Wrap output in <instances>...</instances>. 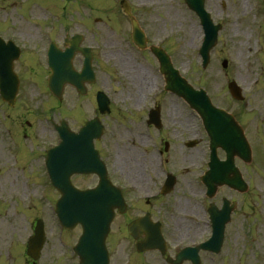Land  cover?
I'll return each instance as SVG.
<instances>
[{
    "label": "rangeland",
    "instance_id": "rangeland-1",
    "mask_svg": "<svg viewBox=\"0 0 264 264\" xmlns=\"http://www.w3.org/2000/svg\"><path fill=\"white\" fill-rule=\"evenodd\" d=\"M120 1L0 0V36L22 48V57L14 65L21 81L18 106L15 112L0 106V261L11 257L8 254L12 253L13 247L20 250L19 246L26 240V228L32 221L30 217L45 218V223L54 221L49 220L46 209H53L59 195L46 182L43 157L39 152L52 136L53 129L48 120L58 123L63 115V110H48L50 104L55 106L56 103L49 102L48 93L40 87L47 76L42 54L48 36L61 47L65 34H82L84 44L96 49L93 67L97 86L114 96L116 103L118 94L125 93L123 89H134L133 70L143 79V84L150 82V74L156 76L157 63L153 56L147 51L131 48L128 43L129 27L119 9ZM125 1L134 7V13L143 21L142 28L149 44L168 50L173 66L191 86L203 88L214 105L238 110L241 120H264L262 0H205V9L215 23H221L222 29L210 53V62L203 70L198 56L202 29L184 0ZM254 54L255 87L252 83ZM124 58L130 64H125V70L122 69ZM223 60L227 62L226 69L221 66ZM78 62L76 58L75 67ZM230 80L239 85L243 102L237 103L229 95L226 85ZM163 115L176 117L190 113L180 99L165 96ZM27 121L33 124L29 130ZM124 125L130 124L122 119L109 121L106 137L115 140L117 157L114 161L118 162V155L122 153L131 164V159L140 155L137 152L140 147L134 144L135 140L130 141ZM259 161L249 169H243L250 188L239 199L220 253L203 255V264H264V156ZM227 195L221 192V196ZM206 235H197L196 240ZM51 243L48 246L51 247ZM13 256L18 257V264H23L21 255Z\"/></svg>",
    "mask_w": 264,
    "mask_h": 264
},
{
    "label": "flooded vegetation",
    "instance_id": "flooded-vegetation-1",
    "mask_svg": "<svg viewBox=\"0 0 264 264\" xmlns=\"http://www.w3.org/2000/svg\"><path fill=\"white\" fill-rule=\"evenodd\" d=\"M132 14L134 16L131 9V17ZM131 17L126 16L128 20ZM139 21L142 25L143 21ZM64 40L63 50L67 47ZM76 57L79 58L78 63L81 66L83 57ZM94 57L92 51L93 60ZM125 64L130 65L127 58H124L123 65ZM124 67L126 65L123 70ZM253 75L252 83L255 87V55ZM139 77L133 70L132 78L136 81L134 89H123L125 93L118 94L117 103L114 96L106 93L109 100L107 114L101 115L99 111L97 95L101 89L96 83L86 84L83 94L66 86L60 104L63 110L61 127L70 129L72 134H77L88 120L93 119L103 129L100 138L88 143L99 153L106 165L111 161L107 166L108 178L111 184L119 189L122 197L121 205L114 208L104 242L108 264H170L167 262L168 258L175 259L183 248L196 245L197 235L210 232L208 207L211 202L206 197L201 182V175L207 170L211 154L210 137L199 116L192 111L188 110L190 115L187 116L163 115V98L169 93L160 89L159 83L156 82V79L159 82L157 75L150 74V82L147 84H143V79ZM227 111L237 123L228 128L235 134L239 130L242 131L253 153L251 165L255 164V153L264 147V120L244 121L240 119L238 110ZM118 118L130 124L123 126L124 131L131 138L130 141L135 140L134 144L140 147L137 151L140 155L131 159V164L127 163L122 153L118 155V162L114 161L117 157L115 140L106 137L109 121H118ZM69 134L68 131L61 134L53 132L45 148L44 159L47 158L48 151L60 143V136ZM78 143L79 141H76V144ZM73 144L74 141L65 142L66 146ZM215 154L219 161L226 159V152L219 147ZM234 165L243 177V162L234 159ZM167 180L172 182V186L164 191ZM70 182L82 189L94 188L99 179L95 175H72ZM77 182H80V185ZM222 191L228 194L227 199L221 196ZM242 196L243 194L226 187L220 188L215 196L216 206L221 208L224 200H228L227 206L232 209L233 215ZM47 215L50 220V213L47 212ZM35 219L33 217L26 228V243L34 234ZM43 219L44 246L36 258L28 257L26 248L23 252V248L19 250L13 247L12 253L8 254V257H11L5 261L1 260V264H18V257L13 255H21L23 264L80 263V256L73 252V248L80 239L82 228L79 225L71 230L59 228L57 239V233H54L56 236L53 234L57 221L45 223V218ZM159 235L166 243L164 255L157 248H146V245L160 244ZM49 243L52 244L51 247L48 246ZM203 254L205 253H199L200 264L204 263ZM181 264L194 263L192 260H184Z\"/></svg>",
    "mask_w": 264,
    "mask_h": 264
},
{
    "label": "water",
    "instance_id": "water-1",
    "mask_svg": "<svg viewBox=\"0 0 264 264\" xmlns=\"http://www.w3.org/2000/svg\"><path fill=\"white\" fill-rule=\"evenodd\" d=\"M185 1L187 6L197 13L204 28L205 38L199 52L203 60L202 66L205 67L209 61V50L215 45L216 42V32L218 27H214L212 25L209 15L204 12L203 0ZM133 41L138 47L144 46L143 33L138 28H136V26L134 27ZM76 43H78V40L70 42V49L68 53L61 54L60 52L53 49L50 54L49 65L51 67L52 75L48 80V84L52 93L58 98H60L62 87L66 83L75 86L79 91L81 83L83 82L82 79L85 77V75L88 74L90 77H92L90 70H88V61L86 69H84L81 74L76 73L71 68L70 61L72 54L76 50H79L76 48ZM151 51L156 55L161 64V71L165 75L167 88L184 98V100L187 101L190 106L194 107L204 118V121L207 125L213 120L214 122H219V120L221 121V119L225 117L224 113L212 108L208 98L205 96V93L202 90L194 91L193 88L188 85L183 78L178 76L177 72L171 68L169 59L165 55L164 51L156 48H151ZM17 57L18 51L14 45L10 42L5 43L0 39V93L10 104L13 103L18 88L17 77L13 72V62L17 59ZM89 58L90 57L88 56V59ZM225 66L226 63L223 62V67ZM233 85L234 84H231L229 89L233 96L238 99V91L235 87H233ZM220 138L224 139L225 137L224 135H220ZM228 141L229 140L226 139L222 142ZM71 155L75 157L77 155L79 156L77 152H74ZM248 156L249 153L245 151V153H243L245 160H248ZM52 168L55 169V167ZM93 170L95 169L90 170L86 168H80L76 163L74 165V169H71L68 174L76 172L89 173ZM53 172L55 171L53 170ZM204 180H211L213 183L218 182V184L226 182L224 180V176H217L215 178L212 177L211 174H209L207 178L205 177ZM53 185L60 191L62 195L61 199L56 204V212L58 213L61 222L68 228L71 227L74 222L79 220L85 222L87 226H83L84 234L80 243H86V248L92 252H96L98 247H100L99 250L101 251V242L108 230V224L111 217V206L113 203V201L110 200L109 192H103L104 188H108V185L102 183L100 190L96 189L85 192L78 191L70 185H60L58 183H54ZM207 185L210 186V183L208 182ZM239 188L240 190H243L242 187ZM95 220L100 223L99 226ZM224 224L225 221L220 222L219 219L216 218V221H214L213 224V235L208 242L202 245L203 248L216 253L220 251L223 240ZM97 226L99 227L100 231H97Z\"/></svg>",
    "mask_w": 264,
    "mask_h": 264
},
{
    "label": "bare ground",
    "instance_id": "bare-ground-1",
    "mask_svg": "<svg viewBox=\"0 0 264 264\" xmlns=\"http://www.w3.org/2000/svg\"><path fill=\"white\" fill-rule=\"evenodd\" d=\"M189 33L192 35V33H193V31H192V29L189 31ZM148 82H146V84H147ZM4 154L6 155V152H4ZM9 171H11V170H9Z\"/></svg>",
    "mask_w": 264,
    "mask_h": 264
}]
</instances>
